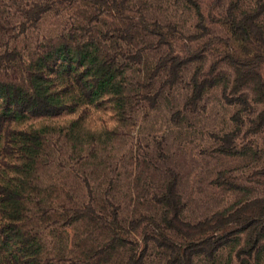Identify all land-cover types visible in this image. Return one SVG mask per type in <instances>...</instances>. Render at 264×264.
Instances as JSON below:
<instances>
[{
  "label": "trees",
  "instance_id": "trees-1",
  "mask_svg": "<svg viewBox=\"0 0 264 264\" xmlns=\"http://www.w3.org/2000/svg\"><path fill=\"white\" fill-rule=\"evenodd\" d=\"M8 2L7 9L0 8V264H62L72 250L76 251L73 264H264V195L189 221L182 215L174 178L147 199L148 210L134 205L130 214L121 211L124 204H115L120 201L109 200L100 208L90 199H62L56 193L61 186L40 182L47 125L22 124L25 119L73 113L107 101L119 118L126 107L132 110L136 99L171 93L192 60L190 49L180 42L177 25L149 18L141 10L133 15L137 8L130 0H78L75 4L92 5L93 10L103 3L117 20L108 25L105 20L91 24L86 19V39L69 29L26 48L16 44L17 38L36 25L54 0ZM239 14L223 15L227 35L215 37V48L221 49L217 57L236 68L231 86L222 70L225 97L247 101L246 92L236 94L233 88L249 80L252 90L264 92V77L258 69L264 59V23L252 7ZM90 18L94 20V14ZM156 80L158 86H154ZM218 80L214 70L194 72L184 99L196 105ZM256 119L255 127L264 130V108ZM248 147L243 152L256 153ZM260 172L264 173V160ZM132 200L140 202L137 197ZM59 206L63 210L55 211ZM58 220H78L85 233L77 234L83 235L84 242L49 250L37 226L50 221L58 224ZM50 241L53 245L65 242ZM224 251L227 256L220 263Z\"/></svg>",
  "mask_w": 264,
  "mask_h": 264
},
{
  "label": "rangeland",
  "instance_id": "rangeland-1",
  "mask_svg": "<svg viewBox=\"0 0 264 264\" xmlns=\"http://www.w3.org/2000/svg\"><path fill=\"white\" fill-rule=\"evenodd\" d=\"M8 1L0 0V8L7 9ZM77 1L54 0L36 25L17 38L16 44L29 48L36 41L57 38L69 29L77 37L86 39L89 27L86 19L91 24L105 20L108 25L117 20L115 14L110 15L115 12L109 14L103 3L93 10L92 5L75 4ZM130 1L137 8L133 15L141 10L149 18L169 20L181 30L180 42L190 49L188 53L192 57L184 79L175 84L171 93L158 99H136L132 110L126 107L119 118L107 101L97 107L88 104L73 113L25 119L22 124L47 125L40 182L61 186L56 193L62 199H90L100 208L109 200L120 201L115 204H124L121 211L130 214L134 205L148 210L147 199H152L174 178L183 203L182 215L189 221L232 207L237 201L264 195V173L260 172L264 160V130L254 124L257 113L264 108V92L252 90L253 82L246 80L233 90L236 94L246 92L247 101L227 99L222 89L224 79L220 76L225 70L231 86L236 68L217 57L221 49L215 48V37L227 35L221 23L224 14L238 16L241 9L247 11L252 7L264 23V0ZM92 14L94 20L90 18ZM258 69L264 77V59ZM210 70L219 76L217 84L208 86L197 104H191L192 99H184L189 77L194 72ZM159 84L157 80L154 82V86ZM83 132L86 134L82 135ZM91 141L94 145L89 144ZM244 146L256 153L243 152ZM134 197L140 202L133 204ZM95 204L93 208L98 211ZM62 208L56 207L55 211ZM66 213L69 215L71 211ZM38 225L49 250L56 251L60 245L85 240L78 220ZM52 238L65 242L57 241L53 245ZM73 251L68 253L70 259L61 261L62 264L75 262L76 251ZM226 256L224 251L218 261L221 263ZM48 258L54 263L57 260Z\"/></svg>",
  "mask_w": 264,
  "mask_h": 264
}]
</instances>
